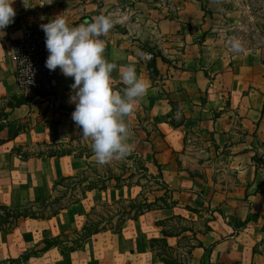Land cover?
Instances as JSON below:
<instances>
[{"label":"crops","instance_id":"crops-1","mask_svg":"<svg viewBox=\"0 0 264 264\" xmlns=\"http://www.w3.org/2000/svg\"><path fill=\"white\" fill-rule=\"evenodd\" d=\"M225 5L188 0L169 13L155 0H60L34 25L0 40V206L39 203L53 195L57 180L94 169L128 183L92 190L52 218L21 220L13 232H0V264L19 257L30 264H164L150 240L163 237L157 223L176 215L209 218L206 229L195 228L204 247L193 250L190 264H202L209 247V264H264V57L226 45ZM62 14L70 26L111 16L115 25L104 55L117 64L112 87L123 91L120 69L129 64L149 86L126 118L133 151L118 166L98 164L92 148L63 156L34 153L82 140L72 120L73 78L60 71L50 95L22 92L15 81V40ZM21 149L33 153L23 157ZM143 177H161L176 206L128 220L120 233L100 232L75 251H39L46 241L82 230L99 203L160 197L145 193ZM186 234L167 241L176 246Z\"/></svg>","mask_w":264,"mask_h":264},{"label":"clouds","instance_id":"clouds-1","mask_svg":"<svg viewBox=\"0 0 264 264\" xmlns=\"http://www.w3.org/2000/svg\"><path fill=\"white\" fill-rule=\"evenodd\" d=\"M15 0H0V32L4 33L14 23ZM115 20L109 15H98L91 22L70 26L65 17L58 15L40 25L45 33L48 58L46 67L57 68L69 78L75 104L72 120L81 129L84 139L91 140L96 162L108 164L114 159H125L133 151L127 117L136 110L137 102L148 92L147 82L138 75L135 65L120 69L123 91L112 87L115 62L106 59L105 38L114 27ZM231 48L240 52L239 40L231 42ZM143 58L148 54L140 53Z\"/></svg>","mask_w":264,"mask_h":264},{"label":"trees","instance_id":"trees-1","mask_svg":"<svg viewBox=\"0 0 264 264\" xmlns=\"http://www.w3.org/2000/svg\"><path fill=\"white\" fill-rule=\"evenodd\" d=\"M56 149L48 152L49 155L53 156H63V155H73L74 149L72 146L66 147L65 144H56ZM43 154V153H40ZM29 155H23L27 157ZM145 171V170H144ZM90 174L83 173L78 176L63 177L56 181L54 187V193L51 197L44 199L39 203L28 204L23 208L14 209L8 206H0V232L10 233L13 232L19 225L21 220L25 219H49L62 210L70 207L71 205L79 202L80 200L87 197L88 192L92 190H107L111 187H120L121 184H128L126 180L121 181L120 176H102L98 174V170L94 169L89 172ZM94 175V176H93ZM158 182L162 190H165V195L155 198L153 201L149 200L145 194H141L135 199L127 200L120 199L113 204H103L99 203L93 207L91 213L88 215L87 222L82 230L73 231L71 233L64 234L56 239L46 241V246L39 251H44L51 247H59L62 252L75 251L83 246L93 238L96 234L100 232L111 231L113 233H120L125 223L128 220L139 219L146 213L157 210L165 209L176 206L175 201L167 203L168 195L171 194L172 190L169 186L161 180V177H152ZM117 181L116 185L112 184V180ZM124 182V183H123ZM67 183V184H66ZM71 186V192H61L59 188L63 186ZM70 194V200L66 203L59 205L57 209H52V207L65 200ZM171 199V197H170ZM169 200V199H168ZM106 207L110 211L115 210L108 215V218L102 217L99 222L93 221V216L99 207ZM189 210H194L190 209ZM49 211V213L47 212ZM195 212L198 210L195 209ZM175 221H185L192 222L183 216L176 215L172 218L160 221L157 223L159 226H167L168 224H174ZM162 226V227H163ZM191 232L192 234H190ZM201 232V231H198ZM194 228H182L179 232L172 225L169 230H165L163 227L162 238H153L150 240L151 250L157 255L159 260L164 264H190L192 258L193 250L197 247H204L203 243L197 237V233ZM182 239L188 240V244L183 245L181 242L172 246L168 243L167 237H176L186 234ZM65 240V241H64ZM64 241V242H63ZM213 251V247L205 248V254L203 256L202 264H209L210 257Z\"/></svg>","mask_w":264,"mask_h":264},{"label":"rangeland","instance_id":"rangeland-1","mask_svg":"<svg viewBox=\"0 0 264 264\" xmlns=\"http://www.w3.org/2000/svg\"><path fill=\"white\" fill-rule=\"evenodd\" d=\"M60 0H15L14 7L16 9V16L14 18V23L10 24L6 29H4V33L0 32V40L3 38H6L13 30L24 28L27 25H34V23L39 20V17L46 11V7H51L54 3H58ZM161 5L164 6L166 4L169 8V10H166V12L174 13L176 8L178 6L183 5L185 1L188 0H155ZM225 12H224V18L227 19L226 25L222 28L225 29V34L228 36V40L226 41V45L231 47V42L233 40H239L243 45V50L237 53H245L247 51H251L252 53H255L258 55V57L262 58L264 57V0H225ZM31 25V26H32ZM151 50L154 49L152 47H149ZM14 101V100H13ZM3 114V112L0 111V117ZM91 140L90 139H84L82 137V140L78 142L77 144L72 145V148H91ZM56 149L54 147H47V146H40L38 149L36 148L34 153H48L49 151ZM20 151V149H19ZM21 152L24 153V155H30L33 152L28 149H21ZM264 160V155L262 156ZM133 160L128 158L127 163H131ZM120 161L122 163H125L124 159H114L113 165L118 166ZM112 166V169H115V167ZM106 168V167H105ZM113 172L117 173V170H113ZM131 180V179H130ZM132 179L131 181H133ZM143 184L145 185V193H153L157 192L156 195L164 196L165 190H162L160 185L156 180L150 181L149 178L143 177L142 179ZM67 184V183H66ZM63 184L59 188V191L70 193L71 186L69 185L66 187ZM68 197L55 204L52 209H57L59 205L66 203L70 200V194L67 195ZM167 203L171 202L170 197L171 194L168 195ZM70 197V198H69ZM169 199V200H168ZM113 212H116L112 209ZM106 207H99L96 211L95 215L93 216V221L99 222L102 217L108 218V215L113 213ZM49 213V211H47ZM202 219L197 222H185V221H175L172 224L175 229L179 232L182 231V228H201L206 229L207 223L209 218L205 217L204 215L201 216ZM103 219V218H102ZM171 224H168L166 227H164L165 230H169L172 226ZM187 235V234H186ZM184 237V236H183ZM65 241V240H64ZM63 241V242H64ZM181 243L183 245L188 244V240L181 239ZM46 246V245H45ZM44 246V247H45Z\"/></svg>","mask_w":264,"mask_h":264},{"label":"built area","instance_id":"built-area-1","mask_svg":"<svg viewBox=\"0 0 264 264\" xmlns=\"http://www.w3.org/2000/svg\"><path fill=\"white\" fill-rule=\"evenodd\" d=\"M45 41L44 31L37 27H33L27 34L15 40V81L22 92L50 95L54 91L60 69L51 71L45 66L49 55ZM2 264L30 263L24 257H19Z\"/></svg>","mask_w":264,"mask_h":264}]
</instances>
